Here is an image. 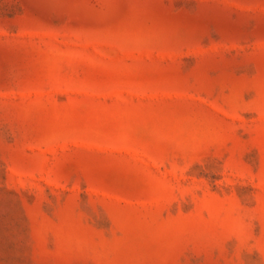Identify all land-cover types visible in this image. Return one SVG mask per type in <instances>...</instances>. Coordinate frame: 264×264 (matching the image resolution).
<instances>
[{
    "label": "rangeland",
    "instance_id": "374dc122",
    "mask_svg": "<svg viewBox=\"0 0 264 264\" xmlns=\"http://www.w3.org/2000/svg\"><path fill=\"white\" fill-rule=\"evenodd\" d=\"M0 264H264V0H0Z\"/></svg>",
    "mask_w": 264,
    "mask_h": 264
}]
</instances>
